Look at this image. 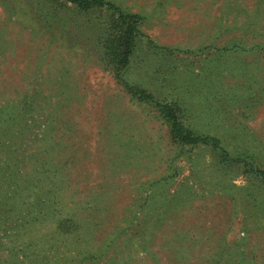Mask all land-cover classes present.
<instances>
[{"label":"rangeland","instance_id":"374dc122","mask_svg":"<svg viewBox=\"0 0 264 264\" xmlns=\"http://www.w3.org/2000/svg\"><path fill=\"white\" fill-rule=\"evenodd\" d=\"M105 1L142 19L124 80L264 173V0ZM118 25L0 0V264H264V179L116 82Z\"/></svg>","mask_w":264,"mask_h":264},{"label":"trees","instance_id":"16d2710c","mask_svg":"<svg viewBox=\"0 0 264 264\" xmlns=\"http://www.w3.org/2000/svg\"><path fill=\"white\" fill-rule=\"evenodd\" d=\"M75 7L78 11L88 12L92 10H107L117 16L120 32L116 38L117 50L113 56L115 70L114 79L121 85L125 91L138 102L150 103L154 105L162 120L168 125L171 139L178 145L183 146H205L215 150L221 156V162L226 164H242L246 172L256 177L264 179V173L255 169L252 156L230 155L220 144L219 140L208 135H197L185 128L180 122V108L175 102L158 103L154 97L144 89H140L124 80V71L129 67L130 58L133 55L135 41L139 35L138 26L142 21L140 16L126 14L112 3L105 0H64ZM64 223V222H63ZM59 227V230L65 229L69 224Z\"/></svg>","mask_w":264,"mask_h":264}]
</instances>
